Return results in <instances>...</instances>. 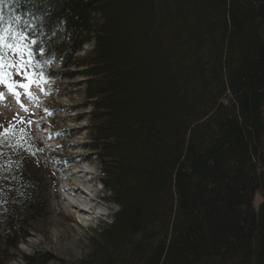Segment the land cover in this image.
Listing matches in <instances>:
<instances>
[{"label": "trees", "instance_id": "16d2710c", "mask_svg": "<svg viewBox=\"0 0 264 264\" xmlns=\"http://www.w3.org/2000/svg\"><path fill=\"white\" fill-rule=\"evenodd\" d=\"M5 29L36 77L82 80L119 211L78 264H264V0H0ZM36 158L0 152V264L48 209Z\"/></svg>", "mask_w": 264, "mask_h": 264}, {"label": "rangeland", "instance_id": "374dc122", "mask_svg": "<svg viewBox=\"0 0 264 264\" xmlns=\"http://www.w3.org/2000/svg\"><path fill=\"white\" fill-rule=\"evenodd\" d=\"M24 56L28 58L26 52ZM18 59L13 53L9 57ZM8 73L9 82L29 83L11 68ZM27 74L32 82L28 88H14L15 95L0 83V152L12 157L16 149L25 148L28 154L36 155L33 169L46 190L48 209L22 227L15 241H24L11 252L15 259L10 264H24L23 254L48 255L47 264H78L89 253L92 232L110 224L119 207L107 201L99 164L87 156L88 122L84 117L90 108L85 106L83 88L73 87L82 80L57 78L63 72L56 66L48 77H36L29 69ZM31 140L39 147L33 153L28 149ZM73 179L83 183L86 200L91 201L92 210L84 215L71 208L78 198L63 192ZM261 202L258 194L256 209Z\"/></svg>", "mask_w": 264, "mask_h": 264}, {"label": "snow or ice", "instance_id": "6c2138e0", "mask_svg": "<svg viewBox=\"0 0 264 264\" xmlns=\"http://www.w3.org/2000/svg\"><path fill=\"white\" fill-rule=\"evenodd\" d=\"M27 38L22 34H10L7 29L0 33V52H3V55H0V83H4L9 91H13L16 87L28 88L31 80V75L27 74V69L31 66V49L29 45L25 44L24 41ZM28 50V58L24 56V50ZM6 50V51H5ZM7 52H12L14 55L18 56V60H9L7 58ZM11 68L14 70L16 75L22 76L29 83L16 84L15 81L9 82L8 69ZM15 95V92L13 91ZM2 95V94H0Z\"/></svg>", "mask_w": 264, "mask_h": 264}, {"label": "bare ground", "instance_id": "6f19581e", "mask_svg": "<svg viewBox=\"0 0 264 264\" xmlns=\"http://www.w3.org/2000/svg\"><path fill=\"white\" fill-rule=\"evenodd\" d=\"M63 192L70 194L72 197L78 198L76 200V206L71 207L78 214L84 215L87 211L92 210L90 204L91 201L86 200L84 186L81 181L73 179L72 183L67 184V186L63 189Z\"/></svg>", "mask_w": 264, "mask_h": 264}]
</instances>
